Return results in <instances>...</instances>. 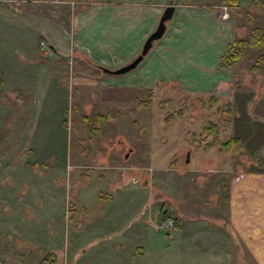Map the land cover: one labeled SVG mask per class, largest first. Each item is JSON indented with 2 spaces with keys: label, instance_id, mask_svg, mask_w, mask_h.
I'll use <instances>...</instances> for the list:
<instances>
[{
  "label": "rangeland",
  "instance_id": "1",
  "mask_svg": "<svg viewBox=\"0 0 264 264\" xmlns=\"http://www.w3.org/2000/svg\"><path fill=\"white\" fill-rule=\"evenodd\" d=\"M9 1L15 5L17 0ZM238 1L247 35L253 26L264 23V0ZM219 8V13L231 15L229 8ZM259 53H264V46L252 47L237 60L235 79L220 88L214 102L210 94L189 93L178 82H156L150 88L125 84L120 79L125 72L84 70L75 61L59 59L50 48L36 56L54 74L48 76L46 71L42 76L55 82L63 73L64 80L56 85L43 80L37 88L25 79L4 80L0 85V258L4 263L40 264L49 248L41 218L86 217L88 211L80 210L79 201L88 206L89 214L95 207L111 204L106 212L96 210L100 214L90 217L121 218L131 213L130 207L139 212L149 199L141 207L144 220L139 223L143 231L138 241L152 245L137 264H264V231L249 234L243 245L221 209V204L227 206L221 181L258 171L260 183L255 184L253 196L250 190L245 200L240 192L245 210L250 202H259L256 214L264 213V59L257 70L250 69ZM36 65L30 63L33 70ZM22 91L29 96L18 97ZM227 107L230 114L224 112ZM178 109H183L182 115L168 121L166 117ZM100 114L105 117L100 119ZM210 122L218 125L219 141L234 136L236 145L230 150H223L219 141L207 145L214 134L202 129ZM123 184L126 189L117 196L115 188ZM80 185L82 198L76 194ZM47 186L58 190L50 196L56 208L47 204ZM114 195L117 207L112 210ZM168 205L172 211L167 218H176L178 226L158 229L160 209ZM225 218L227 223L222 224ZM220 232L227 236L216 234ZM134 237H124L128 240L118 248L120 253ZM85 241L89 238L70 235L62 242L69 255L65 264H72L74 253L84 249L79 264L112 262L113 249H102L106 253L97 256L101 245ZM55 244L60 250V242Z\"/></svg>",
  "mask_w": 264,
  "mask_h": 264
},
{
  "label": "crops",
  "instance_id": "2",
  "mask_svg": "<svg viewBox=\"0 0 264 264\" xmlns=\"http://www.w3.org/2000/svg\"><path fill=\"white\" fill-rule=\"evenodd\" d=\"M170 3L174 9L172 16L165 21L162 36L153 41L137 65L125 72L120 79L125 80V84L146 88L152 87L156 82H178V85L181 83L180 86L192 94L219 95L220 88L224 89L225 85H230L236 74V65L220 67V58L230 41L244 36L245 25L240 22L243 16L238 10L239 5L237 12H233L231 7L215 0H17L15 5L9 0H0V85L5 84L4 80L21 83L24 81L22 79H25L33 81L32 85L37 88L43 80L48 81L46 85H56L57 80H64L67 76L64 77L61 72L55 82L42 76L46 71V75H54L48 70L50 68L46 61L36 57L39 52L43 54L46 48L54 50L59 59L75 61V66L84 70L96 67L94 64L110 68L119 67L140 52L145 39L156 28L164 7ZM12 7L13 10L10 9ZM219 7L229 8L231 15L219 13ZM41 41L44 42L43 46ZM5 53H9L10 57H5ZM32 57L37 59L30 60ZM31 62L37 63L35 68L33 67L34 70L30 66ZM98 70L101 73L99 68ZM100 73L98 74L101 75ZM16 87L21 88L19 83ZM18 90L20 92V89ZM21 96L27 97L29 93L22 91L18 97ZM221 171L224 170L219 173L223 176ZM258 174V171H251L240 178L236 176L230 179L228 183L221 181L224 190L222 198L227 205L225 207L221 204V209L226 210V217L235 227V231L232 229L233 235L239 238L243 245L246 239L250 238L249 234L264 231V213L256 214L255 211L261 208V204L250 202L249 208L245 210L240 192L245 193L246 200L247 194L252 190L251 196L255 184L259 187ZM133 179V182H137V178ZM123 185L116 186L117 196L126 189L127 185ZM33 187L37 188V184ZM82 189L84 187L80 185L76 190L80 198ZM57 191L48 187L47 193L50 195L48 194L46 201L51 209L56 206L50 196ZM98 196L104 198L100 192ZM148 200L142 202L139 212L138 208L133 206L128 209V213H131L121 218L90 217L106 212L111 204L95 207L94 212L102 210L99 214L93 211L89 214L88 206L81 201L80 210L88 211L86 217H67L62 221L52 219V216L41 218V223L46 226L44 230L47 237L44 240L49 247L45 250V256H55V262L50 264H65L64 259L69 258V255L62 242L69 241L72 235V238H89V241L85 242L93 243V246L101 245L95 252L97 256L106 253L102 249H113L114 259L107 264H137V259L147 251L150 252L152 245L138 241L143 231L139 223L144 220L141 218L143 212L140 211H143L141 207L147 204ZM112 204L111 209L114 210L117 207L115 195ZM224 221L222 224L227 223L226 218ZM105 225L108 227L103 228ZM133 234L136 237L127 245L126 253H120L125 240H128L124 237H131ZM216 234L227 236L223 232ZM58 242L61 244L60 250L55 244ZM119 247L121 248L118 249ZM85 250L74 253L72 264H79V258L85 255ZM110 251L108 250L109 253ZM40 260V264H49L41 263Z\"/></svg>",
  "mask_w": 264,
  "mask_h": 264
},
{
  "label": "trees",
  "instance_id": "3",
  "mask_svg": "<svg viewBox=\"0 0 264 264\" xmlns=\"http://www.w3.org/2000/svg\"><path fill=\"white\" fill-rule=\"evenodd\" d=\"M221 3L227 4L231 7L233 12H237V7L239 5L238 0H220ZM263 1H260L262 3ZM264 46V23H259L255 26H253L247 35L237 37L234 40L230 41L226 51L222 54L220 61H219V66L224 67L227 65H235L237 60L240 58L245 57L249 52H251L252 47H258L261 48ZM264 59V53H259L255 56V60L252 62L250 65V69L255 71L258 69L259 62ZM211 101L214 102L216 99V95H210ZM197 100H200L197 99ZM212 102V103H213ZM229 106V105H228ZM231 108H225L224 112L230 114ZM183 113V109H178L175 110V114L171 113L169 114L166 118L168 121H171V119L175 117H180ZM105 115L100 114L99 118H103ZM93 129L95 130V126H92ZM202 130H209L211 131L214 136L213 139L209 142H207V145H213L219 141L218 137V125L215 122H210L208 125L204 126ZM238 138L231 136L225 140L219 141L220 146L222 147L223 150H230L232 147L236 145ZM171 208L168 205L167 207H163L160 209V212L158 214V219L161 221L162 219L166 218L169 213ZM176 217V216H175ZM174 217V218H175ZM177 219H174L175 226L177 227ZM55 256L52 254H48L44 258L40 260L41 263H53L55 262ZM4 261L0 258V264H3Z\"/></svg>",
  "mask_w": 264,
  "mask_h": 264
},
{
  "label": "water",
  "instance_id": "4",
  "mask_svg": "<svg viewBox=\"0 0 264 264\" xmlns=\"http://www.w3.org/2000/svg\"><path fill=\"white\" fill-rule=\"evenodd\" d=\"M174 6L170 3L164 7L162 14L158 20L156 28L150 32V34L145 39L143 46L140 52L129 62L115 68H110L104 66L102 64H95L98 68H100L102 73H113V74H120L129 71L130 69L134 68L137 63L143 58L144 54L149 50L152 46L153 41L162 36L165 30V21L172 16Z\"/></svg>",
  "mask_w": 264,
  "mask_h": 264
},
{
  "label": "built area",
  "instance_id": "5",
  "mask_svg": "<svg viewBox=\"0 0 264 264\" xmlns=\"http://www.w3.org/2000/svg\"><path fill=\"white\" fill-rule=\"evenodd\" d=\"M160 227L167 228L173 225V220L172 219H167L162 221L160 224Z\"/></svg>",
  "mask_w": 264,
  "mask_h": 264
}]
</instances>
